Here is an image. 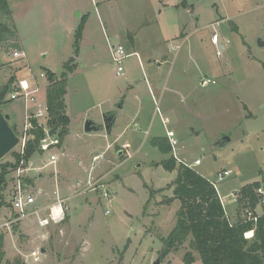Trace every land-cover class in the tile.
I'll use <instances>...</instances> for the list:
<instances>
[{"label":"rangeland","instance_id":"1","mask_svg":"<svg viewBox=\"0 0 264 264\" xmlns=\"http://www.w3.org/2000/svg\"><path fill=\"white\" fill-rule=\"evenodd\" d=\"M8 5L12 19L0 15V20L14 28L16 36L0 41V87L11 77V87L23 78L45 84L46 76L40 73L49 69L59 76L70 58L75 68L67 77L65 109L70 123L55 150L57 160L47 163L48 154L35 153L27 162L26 176L32 174L27 191L35 196L32 213L5 225L15 212L0 209V264H152L157 257L160 264H184L191 250L188 240L160 259L161 238L173 229L179 206L177 199L166 202L176 170L155 164L168 154L151 144L165 130L153 112L149 88L161 104L159 90L166 72L167 88L175 92L169 90L171 100L163 102L166 111L159 107L176 133L178 157L190 164L199 159L192 168L214 183L217 173L227 170L229 175L216 183V189L228 219L249 216L236 199L247 183L259 181L264 189V45L257 42H264V0H8ZM77 11L80 15L74 16ZM81 16L84 25L76 53ZM214 33L218 42L213 45ZM131 36L143 48L138 52L143 68L132 55L117 76L110 42L130 51ZM168 47L176 50L174 60ZM147 58L153 63L148 65ZM158 73L159 84L158 79L152 81ZM203 79L208 84L202 85ZM9 93L0 109L19 134L23 105L11 101ZM37 96L42 98L43 92ZM122 98L124 106L117 110L109 134L84 130L86 120L102 124L103 113L116 109ZM138 104L152 117L148 134L146 124L133 118ZM222 135L230 141L223 144ZM12 160L7 153L0 163ZM38 173L43 176L40 183ZM14 175H8L5 200L11 201ZM144 185L154 190L151 196ZM54 191L65 198L64 217L58 221L48 217L56 204ZM45 205V212L39 210ZM262 206H256L258 213ZM45 218L48 223L40 225ZM192 253V264H202Z\"/></svg>","mask_w":264,"mask_h":264},{"label":"trees","instance_id":"2","mask_svg":"<svg viewBox=\"0 0 264 264\" xmlns=\"http://www.w3.org/2000/svg\"><path fill=\"white\" fill-rule=\"evenodd\" d=\"M0 15L2 17L5 15L9 22L12 19L8 0H0ZM83 25L84 16H81V23L75 34L76 53ZM14 30L4 23L3 19L0 20V41H5L6 38L13 39L16 36ZM13 46L18 47L15 44ZM63 67L64 71L59 76L48 69L44 70L47 83L45 98L49 107V122L51 125L61 127V139L67 132L69 122L65 114L64 95L68 74L75 68L74 58L65 62ZM13 79L14 77L9 78L0 87V104L4 102L6 93L11 91ZM32 133L34 138L26 142L22 156L14 148L9 152L13 160L0 163V209L10 207V201L5 200L3 194L9 180L8 175L18 167L21 158L27 163L35 153H41L38 150V145L44 134L43 130L36 128L32 130ZM151 144L162 154H168V157L155 164L160 165L166 171L176 170V177L170 186L172 195L166 202L170 204L173 199H177L179 202L175 212V225L166 237L161 238L163 247L160 259L168 253L178 250L188 240L191 250L185 253L184 264L194 262L192 251L197 253L202 264H264V205L261 213H258L256 208L260 203L256 189L262 184L259 181H254L240 188L236 201L246 214L250 213V216L231 222L211 181L193 168L177 163L170 153L171 147L166 137H153ZM24 180L32 182L29 177ZM144 186L151 196L154 190ZM143 213L146 212L143 211ZM143 213L142 215H144ZM250 231H252V235L246 237L244 234ZM3 237L4 235L0 233V263L4 257Z\"/></svg>","mask_w":264,"mask_h":264},{"label":"built area","instance_id":"3","mask_svg":"<svg viewBox=\"0 0 264 264\" xmlns=\"http://www.w3.org/2000/svg\"><path fill=\"white\" fill-rule=\"evenodd\" d=\"M211 42L217 44L218 42V35L214 33L211 38ZM220 46V45H219ZM220 54V50L217 51ZM110 55H111V65L115 70V74L117 76H121L124 70L123 63L124 60L129 57L130 55H135L139 65L142 67V61L137 52L127 53L124 46L121 44H113L110 46ZM144 75V79L147 81V78ZM41 78H45L43 73H40ZM208 79L202 80V85L208 84ZM41 90L39 84L37 82L31 81L27 78L18 79V81L13 85L10 93L9 99L11 101H20L23 105L24 110V117H23V124L22 129L19 135L16 134L18 138V142L16 144V150L19 152L20 156L23 155L25 144L28 140L33 139L34 135L32 130L36 128H41L43 130V136L39 140L38 150L43 154H48V162L47 163H54L57 160V154L55 150H57L61 145V137H60V126L51 125L50 124V115H49V107L46 102V98L43 96L42 98L37 96V93ZM151 92V90H150ZM153 97V96H152ZM154 99L155 105V112L156 114H160V108L156 99ZM55 126V130L53 133H49V131ZM165 136L168 139V142L171 147V155L176 160L177 163L186 165L188 167H193L200 164L199 159H195L191 164L187 163L185 160L181 159L177 155V146L178 141L175 137V133L172 130H166ZM99 156L93 157V159H98ZM29 170V166L27 163L21 161L18 167L13 171L15 172V178L13 181L12 187V198L10 201V207L15 212V216L5 223V225H9L11 221H16L18 219H22L27 215L32 213L31 206L35 204V196L27 191V183L25 182L24 178L26 176V171ZM229 175L227 170H223L217 173L215 182H221L224 180L226 176ZM214 187L216 188V183L211 182ZM217 190V189H216ZM256 193L260 197V204L264 205V189L262 186H259L256 189ZM104 197H108L106 192L103 193ZM64 202L63 198H56V204L50 207L49 218L51 220H56L60 216H63V208L62 204ZM250 216V213H248ZM255 219V217H254ZM48 223V219H41L40 224ZM252 232V231H250ZM249 234V233H248ZM245 236L247 233L244 234ZM252 235V233H251ZM248 237V236H247ZM32 256L34 261L39 260L38 251L32 252Z\"/></svg>","mask_w":264,"mask_h":264},{"label":"crops","instance_id":"4","mask_svg":"<svg viewBox=\"0 0 264 264\" xmlns=\"http://www.w3.org/2000/svg\"><path fill=\"white\" fill-rule=\"evenodd\" d=\"M115 34V33H114ZM135 35H137V34H135ZM176 37V36H175ZM131 38V45H129V47L131 48L130 49V51L129 50H127V49H125L126 50V52L127 53H133V52H139L140 53V51L142 50L143 51V48L142 47H139V46H137L135 43H134V39H133V36H131L130 37ZM201 41H202V39H201ZM180 42H182V41H180ZM212 43V42H211ZM113 44H119V43H111L110 42V46L111 45H113ZM213 45H214V43H212ZM108 45H109V42H108ZM172 45H175V49L176 48H178V46H177V44H172ZM125 48V47H124ZM139 49H141L140 51H139ZM168 49H169V47H168ZM175 49H173V50H170L169 49V51L172 53L173 52V54H174V52H176V50ZM220 49H223L222 48V46H220ZM157 51L158 50H156L155 51V54L157 53ZM109 53H110V50H109ZM141 54V53H140ZM171 55V54H170ZM130 56H132V55H130ZM129 56V57H130ZM171 57V56H170ZM174 57H175V54H174V56H172L171 58H172V60H174ZM128 58V57H127ZM141 58V57H140ZM110 60H111V55H110ZM147 60V62H148V65L149 64H152L153 63V61H152V59L151 58H147L146 59ZM155 60H158L157 58L155 59ZM155 60H154V62H155ZM141 61H142V59H141ZM138 64H139V62H138ZM140 66V65H139ZM141 67V66H140ZM141 68H143V67H141ZM114 69V68H113ZM49 70V69H48ZM151 70H152V72H153V74L155 73V71H153V66L151 67ZM156 72H159L158 70H156ZM160 72H161V70H160ZM159 72V73H160ZM159 73L157 74L158 76H156V74H155V76L153 75V78H152V81L153 80H155V79H158L157 80V84H159V79H160V76H159ZM27 79H29V78H27ZM169 79H170V72H166V75H165V77L162 79V81H161V85H160V95H161V97L159 98L160 99V101H161V104H160V102H159V106L161 105V108L163 107V102H164V100H165V98H167L169 101L171 100V94H168L169 93V90H170V88H169V90H168V88H167V82L169 81ZM29 80H31V81H34V82H37L38 84H39V86H40V88H41V91L43 92V96L45 97V88H46V81H45V84H41L39 81H37V80H35L34 78L32 79H29ZM136 83H139V80H136L135 81ZM152 83V82H151ZM153 84V83H152ZM43 85H45V86H43ZM149 87H151V86H149ZM150 90H151V92H150ZM170 91H173V92H175L174 91V89L173 88H171V90ZM67 92V91H66ZM149 93H150V95H151V98H152V103H153V106H154V109H153V112H155V105H154V99H153V97H154V94H153V91H152V88H149ZM153 96V97H152ZM155 98V97H154ZM156 99V98H155ZM156 101H157V99H156ZM158 102V101H157ZM64 103H65V108H66V93H65V95H64ZM124 103H125V101L123 100V98L119 101V102H117V104L115 105L116 106V109H112V108H110L109 109V111H113L114 113H115V115H117V113H118V109H121V108H123V106H124ZM160 108V107H159ZM160 108V114L158 115V117H159V121H160V124L163 126V128H164V130H165V132H166V130H172V129H170L168 126H167V123H168V117L166 116V115H162V113H161V111H162V109ZM163 110H164V107H163ZM164 111H166V110H164ZM107 112V111H106ZM105 113V112H104ZM103 113V114H104ZM165 112H163V114H164ZM65 114L67 115V111H66V109H65ZM155 114V113H154ZM67 117H68V119H69V122H68V125H69V123H70V117L67 115ZM115 118H116V116H115ZM133 118H135L136 120H140V122H141V126H143L144 124H146V129H145V132H146V134H148L149 133V127H150V124H151V122H150V120H151V118L152 117H148V115L147 114H145V111L143 110V108H142V104H138L137 105V107H136V110H135V112L133 113ZM10 119V118H9ZM116 120V119H115ZM115 120H114V122H113V124L115 123ZM113 124H112V127H113ZM68 125H67V132H68ZM112 127L110 128V132L112 131ZM141 128V127H140ZM22 129V128H21ZM141 130V129H140ZM104 131V130H103ZM173 131V130H172ZM21 132V131H20ZM67 132H66V134H64V135H67ZM91 132H94V131H91ZM109 132V133H110ZM108 133V134H109ZM20 134V133H19ZM19 134H17V135H19ZM156 137H159V136H156ZM162 137H166L165 135H163ZM175 137H176V133H175ZM62 142H63V137H62V139H61V144H62ZM40 155H42V153H39ZM121 154V153H120ZM100 154H96V155H94L93 157H95V156H99ZM38 168V167H37ZM30 175V174H29ZM38 175V179H40L39 181H38V183H40V181L41 180H43L42 179V174L41 173H38L37 174ZM31 176H32V174H31ZM31 176H29V178L31 177ZM28 184L29 185H31V183H29L28 182ZM68 187V186H67ZM56 188V187H55ZM68 189H70L69 187H68ZM56 190V189H55ZM58 191V190H57ZM57 191H54L55 192V200H54V203L56 202V198L58 197V198H63L64 199V201H65V198L64 197H60L59 195H58V192ZM104 193V192H103ZM107 194H108V192H106ZM111 195V194H110ZM110 195L108 194V197H110ZM107 197V198H108ZM88 204H90V201L89 200H87L86 201ZM53 203V204H54ZM64 203V202H63ZM62 206H63V204H62ZM33 207V206H32ZM50 207V206H49ZM9 208H11V207H9ZM46 205L45 206H43V207H41L39 210H41L42 212H45L46 211ZM63 209H66L65 207H62ZM38 210V211H39ZM35 212H37L36 210H35ZM42 212H39V214L40 213H42ZM38 213V212H37ZM49 217V216H48ZM64 217V210H63V216H62V218ZM62 218H60V216L58 217V219H56L57 221L58 220H60V219H62ZM70 220V219H69ZM40 225H43V224H40ZM248 233V232H247ZM250 233H252V232H250ZM85 236V241H84V244H85V242H86V235H84ZM41 249V251H43L44 252V248H40Z\"/></svg>","mask_w":264,"mask_h":264},{"label":"water","instance_id":"5","mask_svg":"<svg viewBox=\"0 0 264 264\" xmlns=\"http://www.w3.org/2000/svg\"><path fill=\"white\" fill-rule=\"evenodd\" d=\"M79 16L80 12L77 11L76 15ZM258 45L263 46L264 42L258 38L257 40ZM9 115L5 114L0 109V159L5 156L7 153H9L17 144L18 138L16 134L14 133L11 124L9 123ZM115 120V113L113 111H107L103 114V123L102 124H96L91 120H86L84 123V130L86 132L91 131H98V130H105L107 133L110 132V128L112 127V124ZM55 130V126L49 131V133H53ZM221 142L227 143L229 142V137L222 135L221 136ZM121 153V152H120ZM152 264H160L159 257H157Z\"/></svg>","mask_w":264,"mask_h":264}]
</instances>
